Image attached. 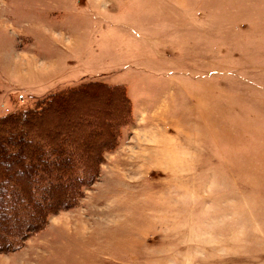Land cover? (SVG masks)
<instances>
[{
    "label": "rangeland",
    "instance_id": "rangeland-1",
    "mask_svg": "<svg viewBox=\"0 0 264 264\" xmlns=\"http://www.w3.org/2000/svg\"><path fill=\"white\" fill-rule=\"evenodd\" d=\"M99 82L96 174L0 264H264V0H0V118Z\"/></svg>",
    "mask_w": 264,
    "mask_h": 264
},
{
    "label": "trees",
    "instance_id": "trees-1",
    "mask_svg": "<svg viewBox=\"0 0 264 264\" xmlns=\"http://www.w3.org/2000/svg\"><path fill=\"white\" fill-rule=\"evenodd\" d=\"M100 84L53 92L0 118V251L19 248L50 215L73 206L96 174L114 138L111 110L130 101ZM100 96L107 113L94 104Z\"/></svg>",
    "mask_w": 264,
    "mask_h": 264
}]
</instances>
